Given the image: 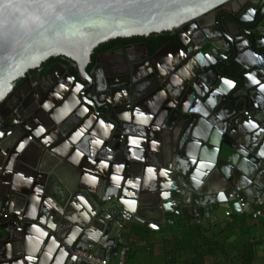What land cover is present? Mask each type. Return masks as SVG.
Wrapping results in <instances>:
<instances>
[{
  "label": "water",
  "instance_id": "obj_1",
  "mask_svg": "<svg viewBox=\"0 0 264 264\" xmlns=\"http://www.w3.org/2000/svg\"><path fill=\"white\" fill-rule=\"evenodd\" d=\"M226 1L0 0V101L17 78L48 57L85 62L109 39L172 31ZM252 40L261 48L258 37ZM234 49L239 51L237 45ZM260 54L264 58V49ZM240 57L236 52L233 63ZM257 65L253 83L243 73H231L226 63L219 71L211 68L232 76L237 87L227 100L200 93L192 78L184 82L174 104L152 101V96L140 100L138 86L130 91L128 102L114 97L103 103L90 100L88 110L96 116L70 113L65 121L51 114L53 130L35 116L33 128L0 133V264H89L78 251L110 259L112 251L117 253L126 243L121 237L126 223L137 220L153 231L173 225L176 217L215 223L238 213L237 194L259 200L256 176L264 175V59ZM240 66L246 69L244 63ZM208 85L215 89L219 84ZM173 87L161 86L165 92ZM189 92L195 99L187 98ZM139 104L154 110L148 113ZM124 110L127 114L121 113ZM63 125L77 127L81 136L74 138ZM92 141L96 149L86 150ZM70 148L84 150V161H69ZM91 153L97 154L92 155L96 160L87 159ZM22 154L18 159L25 168L14 176L5 162ZM49 157L69 165L84 180L70 187L74 199L68 203H55L44 189ZM85 178L94 184L87 185ZM17 195L37 205L47 200L74 225L57 222L43 206L18 209Z\"/></svg>",
  "mask_w": 264,
  "mask_h": 264
},
{
  "label": "flooded vegetation",
  "instance_id": "obj_2",
  "mask_svg": "<svg viewBox=\"0 0 264 264\" xmlns=\"http://www.w3.org/2000/svg\"><path fill=\"white\" fill-rule=\"evenodd\" d=\"M255 36L261 48L254 44L252 39ZM236 45L239 51H235ZM262 47L264 0H228L172 31L109 39L97 45L85 62L62 55L48 57L17 78L10 92L0 101V133L12 130L18 133L23 128H33L35 116L51 130L54 129L48 119L51 114L64 117V120L70 113L82 116L87 112L96 116L97 112L88 110L90 100L103 103L115 98L128 102L130 91H136L138 86L142 88L137 92L140 100L152 96V101L174 104L179 99L184 82L192 78L200 93L212 92V99L216 96L219 101L227 100L237 86L229 79L232 76L222 72L216 74L211 68L219 71L226 63L231 73H243L247 82L253 83L258 78L255 73L257 62L264 59L260 54L264 49ZM236 52L242 57L233 63L232 57ZM243 63L246 69L241 68ZM200 67L207 72L201 71ZM201 75L205 78L202 79ZM217 82V89H210L208 84L215 85ZM162 85L168 88L174 86L170 89H173L172 92L162 90ZM187 98L193 100L195 94L189 92ZM139 106L148 113L154 110L145 104ZM121 113L127 114V111ZM62 129L73 131L71 135L74 138L81 136L75 126L63 125ZM96 147L97 143L92 141L86 150ZM83 152L70 148L67 159L80 163L84 161ZM93 154L87 159L96 160L92 158ZM18 156L22 158L23 154L11 161L4 160L13 168L14 176H20L25 168ZM94 156L96 158L97 154ZM83 163L86 165L88 162ZM1 191L3 194L4 190Z\"/></svg>",
  "mask_w": 264,
  "mask_h": 264
},
{
  "label": "trees",
  "instance_id": "obj_3",
  "mask_svg": "<svg viewBox=\"0 0 264 264\" xmlns=\"http://www.w3.org/2000/svg\"><path fill=\"white\" fill-rule=\"evenodd\" d=\"M256 208L264 209V204ZM251 221L249 213H237L224 224L179 218L174 225L157 231L131 224L120 248L129 247L128 263L254 264L263 242Z\"/></svg>",
  "mask_w": 264,
  "mask_h": 264
},
{
  "label": "crops",
  "instance_id": "obj_4",
  "mask_svg": "<svg viewBox=\"0 0 264 264\" xmlns=\"http://www.w3.org/2000/svg\"><path fill=\"white\" fill-rule=\"evenodd\" d=\"M69 167H70L69 165H66V164L61 165L60 163H57L55 161V159H53V157L51 160H49V167L47 168V170H48L47 176L44 179L43 183H44V189L48 192V194L50 195L52 200L55 201V203H57V202H59V203H64V202L66 203L67 202L68 203L69 201H72L74 198L71 197L70 187H73L75 189L78 184H84L83 179L79 180V174L75 170L70 169L71 167L70 168ZM256 180H257L258 186L260 187V189H257V190L261 194V197L259 198V200H256L255 202L253 201V200H255L253 198H251L250 201L248 200L251 203V205L249 207L250 209L256 208L257 206L264 204V175L263 174L257 175ZM21 181H22L21 183H24L25 179H21ZM85 183L87 185H93L94 184L92 179H90V178L89 179L85 178ZM130 190L134 191L135 188H130ZM52 200H50V201L52 202ZM15 201H16V205H17L18 209H22L23 207H27L28 205H37L36 200H34V199H26L25 200V199L20 198V195L15 196ZM38 203H39V205H37V207L38 208H40L41 206L45 207L47 209V211L49 212V216L51 218H55L57 220V222L62 223L61 221L66 220L68 222V224L74 225V222L72 221L71 217L67 216L64 218V216H62L58 212L51 209V206L47 200L40 199ZM235 215L236 214L232 215L231 218L230 217L224 218V219L218 221V223L224 224L225 222L230 221L232 219V217ZM179 218H181V217L175 218V223H176L177 219H179ZM191 221H197V220H191ZM200 221L201 222H204V221L205 222L206 221L212 222L210 219H205L204 221L201 219ZM252 221L250 224H253L255 226L257 238L263 242V245L260 247V249L258 251V256H257L254 264H264V226L261 224V222H254V221L252 222ZM131 224H141L142 225V223L140 221H137V220H135V222L126 223L125 224L126 230H125V232H123L121 234V237L124 238L125 240H126L125 233L127 232V227ZM163 228H165V227H163ZM155 238L160 239V235H155ZM117 254H118V252L116 253L115 251H112L111 259L116 258ZM102 256H104V255L102 254Z\"/></svg>",
  "mask_w": 264,
  "mask_h": 264
},
{
  "label": "built area",
  "instance_id": "obj_5",
  "mask_svg": "<svg viewBox=\"0 0 264 264\" xmlns=\"http://www.w3.org/2000/svg\"><path fill=\"white\" fill-rule=\"evenodd\" d=\"M238 202V214L249 213L252 216L254 222H264V209L253 208L250 209L251 203L243 195H236ZM108 199H111L110 197ZM79 256L85 259L89 264H140V263H128L127 257L129 254V247L123 246L119 249L116 258L107 259L105 256H97L94 253L78 251Z\"/></svg>",
  "mask_w": 264,
  "mask_h": 264
}]
</instances>
